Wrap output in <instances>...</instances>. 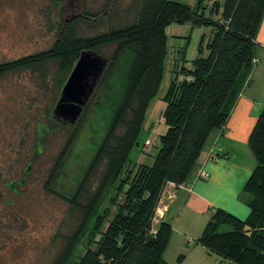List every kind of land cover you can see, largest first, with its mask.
I'll return each mask as SVG.
<instances>
[{
	"label": "trees",
	"instance_id": "obj_1",
	"mask_svg": "<svg viewBox=\"0 0 264 264\" xmlns=\"http://www.w3.org/2000/svg\"><path fill=\"white\" fill-rule=\"evenodd\" d=\"M110 1L100 11L85 8L63 22L50 49L1 63L0 79L20 71H43L55 63L59 66L56 84L64 87L83 52L104 57V48L113 49L104 57L108 67L79 120L82 123L92 113L93 129L99 134L91 163L68 201L81 213V221L51 264H170L164 254L173 228L158 220L161 199L167 185L179 188L188 182L208 138L226 125L255 66L264 0H198L194 8L172 0ZM173 23L212 28L214 36L207 45L202 40L191 67H186L185 54L178 60L163 99L167 129L160 137L154 164H137L131 154L140 146L148 109L165 77L167 28ZM82 24L95 34L81 36ZM79 131L76 126L71 132L68 150ZM248 144L257 162L244 187L248 218L214 209L196 241L232 264H264V107ZM60 167L61 163L55 168ZM100 169L98 184L90 191ZM48 190L55 195L50 185ZM80 198L86 201L84 205L78 203ZM224 226L231 230L220 233Z\"/></svg>",
	"mask_w": 264,
	"mask_h": 264
},
{
	"label": "rangeland",
	"instance_id": "obj_2",
	"mask_svg": "<svg viewBox=\"0 0 264 264\" xmlns=\"http://www.w3.org/2000/svg\"><path fill=\"white\" fill-rule=\"evenodd\" d=\"M109 1L0 0V64L50 49L63 22L79 16L85 8L100 11ZM119 1L127 4L131 0ZM172 1L192 8L198 4V0ZM95 32L80 25L81 36ZM167 34L165 77L148 109L140 146L131 154L133 162L147 166L154 164L160 137L166 133L163 99L174 77V68L181 62L178 60L185 54L186 67H191V62L199 57L202 40L207 45L214 36L212 28H194L191 23H173ZM112 50L104 48L103 56H110ZM207 55L205 50L203 56ZM58 68V64L52 63L43 71H20L0 79V264H51L62 252L64 239L73 234L81 221V213L68 201L73 199L91 163L93 143L98 141L99 134L93 129L94 115L89 113L82 123L80 119L75 125L80 126L78 138L67 149L75 127L64 125L53 116L63 89L55 81ZM68 78L69 75L65 82ZM59 163L61 167L56 170ZM101 173L98 170L91 180L90 191L96 188ZM49 185L55 195L48 190ZM166 196L173 197L170 190ZM78 203L84 205L86 201L80 198ZM230 230L224 226L219 232ZM99 239L97 236L95 241ZM193 241L190 239L188 243L193 245ZM178 252L179 249L168 252L169 259L175 260ZM214 258L203 261L196 258L195 263L187 264H212Z\"/></svg>",
	"mask_w": 264,
	"mask_h": 264
},
{
	"label": "crops",
	"instance_id": "obj_3",
	"mask_svg": "<svg viewBox=\"0 0 264 264\" xmlns=\"http://www.w3.org/2000/svg\"><path fill=\"white\" fill-rule=\"evenodd\" d=\"M254 58L259 62L249 75L247 86L241 89L226 125L213 131L208 138L188 182L179 188L174 184L165 188L157 217L169 222L173 228L164 254L170 264L195 263L196 258L203 261L212 256L215 257L212 264H232L210 254L196 241L212 210L224 209L242 220L250 214L244 187L257 165L248 140L264 107V18L257 35ZM198 171L207 172L210 178H198ZM168 190L173 197L166 196ZM190 239L195 241L193 245L188 243ZM173 249H179V252L172 262L168 252Z\"/></svg>",
	"mask_w": 264,
	"mask_h": 264
},
{
	"label": "water",
	"instance_id": "obj_4",
	"mask_svg": "<svg viewBox=\"0 0 264 264\" xmlns=\"http://www.w3.org/2000/svg\"><path fill=\"white\" fill-rule=\"evenodd\" d=\"M108 64V59L94 51L81 54L53 110V116L58 122L70 126L78 123L94 96Z\"/></svg>",
	"mask_w": 264,
	"mask_h": 264
},
{
	"label": "built area",
	"instance_id": "obj_5",
	"mask_svg": "<svg viewBox=\"0 0 264 264\" xmlns=\"http://www.w3.org/2000/svg\"><path fill=\"white\" fill-rule=\"evenodd\" d=\"M254 65H256L259 61L257 59H254ZM198 177L203 180H207L209 178V174L205 171H200L198 174Z\"/></svg>",
	"mask_w": 264,
	"mask_h": 264
},
{
	"label": "flooded vegetation",
	"instance_id": "obj_6",
	"mask_svg": "<svg viewBox=\"0 0 264 264\" xmlns=\"http://www.w3.org/2000/svg\"><path fill=\"white\" fill-rule=\"evenodd\" d=\"M70 21V20H69ZM68 22V21H67Z\"/></svg>",
	"mask_w": 264,
	"mask_h": 264
}]
</instances>
